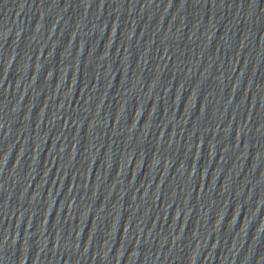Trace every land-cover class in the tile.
Returning <instances> with one entry per match:
<instances>
[{"label": "water", "instance_id": "1", "mask_svg": "<svg viewBox=\"0 0 264 264\" xmlns=\"http://www.w3.org/2000/svg\"><path fill=\"white\" fill-rule=\"evenodd\" d=\"M0 264H264V0H0Z\"/></svg>", "mask_w": 264, "mask_h": 264}]
</instances>
